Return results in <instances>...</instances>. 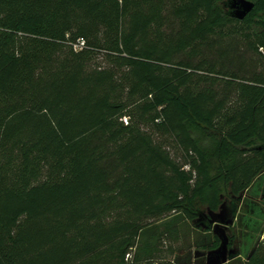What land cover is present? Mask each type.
I'll return each mask as SVG.
<instances>
[{
    "label": "trees",
    "instance_id": "16d2710c",
    "mask_svg": "<svg viewBox=\"0 0 264 264\" xmlns=\"http://www.w3.org/2000/svg\"><path fill=\"white\" fill-rule=\"evenodd\" d=\"M226 1L0 0V264H206L241 203L264 264V0Z\"/></svg>",
    "mask_w": 264,
    "mask_h": 264
},
{
    "label": "water",
    "instance_id": "95a60500",
    "mask_svg": "<svg viewBox=\"0 0 264 264\" xmlns=\"http://www.w3.org/2000/svg\"><path fill=\"white\" fill-rule=\"evenodd\" d=\"M226 6L229 8L231 16L242 20L254 9L255 2L253 0H227ZM237 212L235 209L232 218H229L225 207L220 212H210L209 214L197 212L199 216L197 226L213 229L221 240L218 248L207 253L206 264H225L237 256V252L230 248V240L226 230L229 225L234 223Z\"/></svg>",
    "mask_w": 264,
    "mask_h": 264
},
{
    "label": "rangeland",
    "instance_id": "374dc122",
    "mask_svg": "<svg viewBox=\"0 0 264 264\" xmlns=\"http://www.w3.org/2000/svg\"><path fill=\"white\" fill-rule=\"evenodd\" d=\"M235 41H238L239 44L243 45V43L240 40L235 39ZM230 43H233V41L230 40V39H227V40L223 41L221 44H222V46H228V44H230ZM201 49H202V53H200V56H198V58L192 60L194 63H197L202 58L207 59L208 62H210V61H219V62H217V64H220V63L224 62L223 60H220L221 58L217 57V55L215 53H212L211 51L206 50L205 47H203ZM243 51H245V54H244L245 55V59H247L249 62H250L249 59H259V57H257L256 54H253L250 51L246 52L245 49ZM261 51L264 52V48H261ZM175 58L176 59H181V58H183V56L182 55H178ZM261 177L262 176L258 177V179H260ZM227 231H228V234L231 236L233 234L234 229L233 228L232 229H228L227 228ZM261 239H264V232L261 235ZM239 240H240V237H237L234 240V246H233L234 250H236V248H237L236 246H237V243H238Z\"/></svg>",
    "mask_w": 264,
    "mask_h": 264
},
{
    "label": "flooded vegetation",
    "instance_id": "af4514ba",
    "mask_svg": "<svg viewBox=\"0 0 264 264\" xmlns=\"http://www.w3.org/2000/svg\"><path fill=\"white\" fill-rule=\"evenodd\" d=\"M257 192L262 195L261 196L262 198H264V190H262V191L259 190ZM261 197H255L254 198L255 200L252 201V202L259 203V204L262 205V207H264V203H263V200H261ZM242 205H243V203H241L240 206L237 208V211H238L237 212V217L235 218L234 223L227 227L228 229H232V228L236 229L237 228L238 215L240 216L242 214V207H243ZM225 208H226V213L229 215V218H232L235 208L229 207V206H225ZM230 248H233V246H230Z\"/></svg>",
    "mask_w": 264,
    "mask_h": 264
},
{
    "label": "built area",
    "instance_id": "2783aa9c",
    "mask_svg": "<svg viewBox=\"0 0 264 264\" xmlns=\"http://www.w3.org/2000/svg\"><path fill=\"white\" fill-rule=\"evenodd\" d=\"M83 45H84V41L81 39V40H79V43L75 45V48L80 49V48H82Z\"/></svg>",
    "mask_w": 264,
    "mask_h": 264
}]
</instances>
